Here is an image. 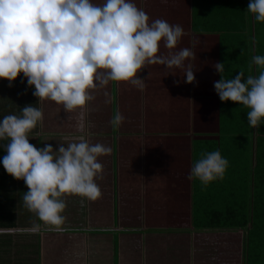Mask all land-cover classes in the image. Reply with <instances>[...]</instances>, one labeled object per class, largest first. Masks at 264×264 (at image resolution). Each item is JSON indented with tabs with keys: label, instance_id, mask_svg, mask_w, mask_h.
Instances as JSON below:
<instances>
[{
	"label": "trees",
	"instance_id": "1",
	"mask_svg": "<svg viewBox=\"0 0 264 264\" xmlns=\"http://www.w3.org/2000/svg\"><path fill=\"white\" fill-rule=\"evenodd\" d=\"M135 3L150 20L164 19L184 28L186 34L177 48L192 47L193 38L199 41L193 49L195 81L185 83L178 70L177 75H171L163 65H149L138 73L147 78L143 92L124 82H111L93 92L95 98L103 92L110 95L107 93L114 89L120 95L118 111L125 120L116 129L126 136L118 139L119 149L110 148L107 156L99 158L103 174L97 183L103 180L99 183L102 196L88 201L95 212L88 214L86 225L78 223L71 228L82 234L70 246L74 248L75 242L87 245L88 264H105L116 254L126 258L142 255L172 264H180L178 260H184V264L260 262L264 259V123L250 127L247 108L219 99L214 82L221 76L213 65L225 63V78L241 71L249 74L252 57L264 55V24L257 23L246 11L249 0ZM161 51L167 49L161 47ZM251 71L255 74L254 65ZM130 118L136 121L129 122ZM74 124V119L65 125L45 123L72 134L76 132ZM130 125L135 132L131 138ZM89 131L107 134L112 128L111 124L92 122ZM129 140L137 145L136 168L132 170H128L125 155ZM102 143L108 146L111 141L105 137ZM190 144L191 167L205 152L219 150L227 158L229 167L223 180L207 187L191 180L192 187L187 180L190 171L167 174L175 159L187 154L184 150L188 151ZM146 147L157 149L155 162L143 159ZM104 235L111 241L117 237L118 250L114 252L111 242L98 257L97 238ZM48 246L43 240L42 264L54 262V251L49 253ZM61 248L59 239L58 251L62 254L55 256L56 262L61 263L63 258L74 264L84 261V248Z\"/></svg>",
	"mask_w": 264,
	"mask_h": 264
},
{
	"label": "clouds",
	"instance_id": "2",
	"mask_svg": "<svg viewBox=\"0 0 264 264\" xmlns=\"http://www.w3.org/2000/svg\"><path fill=\"white\" fill-rule=\"evenodd\" d=\"M246 11L264 24V0H249ZM185 34L179 24L150 20L135 0H0V79L11 87L23 74L37 103L48 100L62 106L74 119L77 133L64 136L55 149L51 144L38 148L30 143V134L44 120L37 103L0 118V142L6 152L0 163L7 174L24 181L28 190L23 192V206L39 221L23 231L36 234L43 226L63 233L66 197H79L83 205L102 196L99 158L111 149L89 138L93 92L111 82L129 83L143 92L147 78L138 73L149 65H163L171 75L178 70L185 83H193V49L199 41L193 38L192 47L177 48ZM213 67L221 76L214 82L219 99L247 108L249 126L258 128L264 123V55L252 57L247 75L241 71L225 78L224 62ZM124 120L117 110L110 124L119 128ZM228 167L219 150L205 152L193 161L188 179L207 187L223 180ZM5 231L16 230L0 229Z\"/></svg>",
	"mask_w": 264,
	"mask_h": 264
},
{
	"label": "crops",
	"instance_id": "3",
	"mask_svg": "<svg viewBox=\"0 0 264 264\" xmlns=\"http://www.w3.org/2000/svg\"><path fill=\"white\" fill-rule=\"evenodd\" d=\"M103 89V87H102ZM34 88H30L27 85L26 78L23 77V74L17 77V79L12 83V86H9V82L6 79H0V118L8 114H19L20 108L24 107L28 104H36L37 98L33 95ZM115 89L112 93H107L110 95H106V92H103L100 96L96 97L88 105L89 111V119L91 122L96 121L100 122L99 114H103L107 116V112L110 111V115L113 116L114 112L119 109L121 98L120 95L114 93ZM99 98V99H98ZM126 99L127 98H124ZM128 101V100H127ZM130 102V101H129ZM35 106L42 107L44 112V120L41 125H38L35 128L30 136L33 139H30V143L37 146L38 148L44 147L45 144H51L54 149L57 148L58 142L62 141V138L67 135H73L72 131L68 130H60L57 125L54 126H46L45 123L48 121H56L62 125H65V122L69 120V113L65 112L62 109V106L55 104L52 101L45 100L43 103H37ZM10 108V109H9ZM103 112V113H102ZM69 114V115H68ZM105 116V117H106ZM136 121L135 118H130L129 122ZM77 134L76 132H74ZM89 138L92 143H102V140L106 137V139H110L111 144L108 146L111 149H119L117 148L118 139L121 137H125L126 134L122 133L117 129H113L109 131V133H100L93 131H89ZM105 134V135H104ZM129 137H135V132L131 130V125L129 129ZM109 142V141H108ZM3 143L0 142V158H2L6 152L3 148ZM193 145V144H192ZM190 144L184 150L187 154L183 155V158L175 159V161L169 167L167 174L174 175L185 174L186 171H190L191 169V152L190 148L192 147ZM137 145H135L134 141H128V151H126L125 155L128 159V170L136 168V159H137ZM154 148L143 150V159L148 161H156L157 154ZM183 160V161H181ZM188 180V178H187ZM103 181V180H102ZM99 181V183H102ZM190 182V185L193 187V181ZM27 186L25 185L23 180H17L14 177L10 176L6 173L2 163H0V229H13L16 231H5L0 232V264H42L41 259V251L43 250V240L44 242L48 241L49 248L48 252H53L52 255L60 256L62 253L58 252V240L62 241L61 249H76L78 251H83L84 248V257L81 258L80 264H88V256L87 249L88 246L85 247L80 243L75 242V247L72 248L70 245L72 241L77 238L78 235H81L82 232H76L74 236L71 237L70 233L74 232L71 228L75 224L86 225L87 220H85L89 216H91L95 211H91L92 208L89 207L88 202L81 205L79 197L70 196L66 197L67 208L65 211V215L70 219H79L74 224L66 225V231L63 233H56L54 231H49L42 226V230L39 233L32 234L29 232L23 231L24 229L30 228L34 223H39L36 216L29 212L24 206L22 201L23 192H26ZM182 200V199H181ZM26 220L28 222L32 221V224H26ZM21 223V224H20ZM84 227V226H82ZM68 230V231H67ZM70 231V232H69ZM76 236V237H75ZM101 238H97L100 240L97 243L98 257L103 255L105 249H109V243H112V248L114 252L118 250L117 237L114 236L112 241L109 239H105L104 236H100ZM52 240V241H51ZM146 246V245H144ZM140 247V246H138ZM142 247V246H141ZM65 254L63 256H66ZM141 258L133 257L129 255L126 257H120L117 254L113 256V259L106 261L105 264H172L173 261L170 260H162L161 262L151 260L147 256L140 255ZM49 264H74L73 261L69 259L60 260L61 263L56 262L57 259ZM80 261V260H79ZM180 264H184V260H178ZM177 261V262H178ZM79 264V263H77ZM97 264H100L98 262Z\"/></svg>",
	"mask_w": 264,
	"mask_h": 264
},
{
	"label": "rangeland",
	"instance_id": "4",
	"mask_svg": "<svg viewBox=\"0 0 264 264\" xmlns=\"http://www.w3.org/2000/svg\"><path fill=\"white\" fill-rule=\"evenodd\" d=\"M94 2H95V0H94ZM103 113V112H102ZM99 116L100 117H102V118H100V122H98L99 123V125L100 126H109L110 125V120H111V118H112V116L110 115V111H108L107 112V116L106 115H103V114H99ZM106 116V117H105ZM96 125H97V122L96 121H93ZM111 128H112V130L114 129L112 126H111ZM116 129V128H115ZM75 222H77L76 220H72V219H70V218H67V221H66V225H69V224H74ZM21 224V223H20ZM26 224H32V221L31 222H28L27 220H26V223H25V225ZM68 231V230H67ZM70 232V231H69ZM76 234V232H71L70 233V237H69V239L68 240H70L71 239V237L72 236H74ZM76 237V236H75ZM57 251H58V249H57ZM61 251V250H60ZM59 252V251H58ZM52 255V254H51ZM53 256V259L54 260H56V259H58V257H55L54 255H52ZM80 263H81V259H80ZM252 264H264V259H261V261L259 262V261H256V262H252Z\"/></svg>",
	"mask_w": 264,
	"mask_h": 264
}]
</instances>
